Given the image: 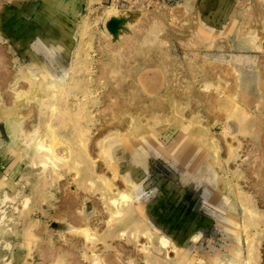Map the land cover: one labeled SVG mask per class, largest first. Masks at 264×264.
I'll list each match as a JSON object with an SVG mask.
<instances>
[{"label": "bare ground", "instance_id": "bare-ground-1", "mask_svg": "<svg viewBox=\"0 0 264 264\" xmlns=\"http://www.w3.org/2000/svg\"><path fill=\"white\" fill-rule=\"evenodd\" d=\"M194 1L187 0L188 9ZM224 2L225 13L213 18L200 20L196 7L187 15L181 12L182 18L174 13L164 35L167 44L161 42L167 26L163 16L144 7L103 3L95 17L108 26L109 38L121 42L120 48H98L111 60L98 59L93 72L74 68L72 61L52 64L57 54L73 53L62 46L67 37L57 28L43 32L39 26L35 31L28 19L22 26L9 25V47L0 45V137L8 152V178L0 197L8 206L0 209V221L5 218L11 228L17 225L27 232L38 216H45L47 209L52 212L62 187L61 204L70 209L53 210L41 228L44 236L61 228L72 247L45 248L35 255L42 258L41 264H86L85 259L88 264H131L136 254L111 241L124 236L136 243L142 235L148 239L138 250L151 262L169 264L164 255L171 244V264H197L188 249L167 234L159 235L150 215L144 216L138 196L143 183L135 182L141 180L137 173L144 176L152 149H165L182 167L195 163L203 172L213 169L231 188L224 186L226 195L232 190L233 200L220 198L224 188L217 189V207L230 201L228 211L235 215L230 213L229 222L221 216L219 221L232 243L210 264H264V0H251L238 13L231 0ZM31 6L35 9L34 1ZM21 14L22 9L15 19H22ZM36 14L34 22L41 21ZM51 17L56 21L51 15L48 22ZM40 50L48 51L51 62L38 57ZM122 158L132 173L121 189L114 177L123 168ZM235 161L236 167H230ZM240 178L256 193L240 185ZM91 193L99 194L107 214L101 233L97 225L104 215L86 206ZM12 245L8 242L9 248ZM15 250L12 247L10 257H4V264H40L24 259L28 250Z\"/></svg>", "mask_w": 264, "mask_h": 264}, {"label": "rangeland", "instance_id": "rangeland-1", "mask_svg": "<svg viewBox=\"0 0 264 264\" xmlns=\"http://www.w3.org/2000/svg\"><path fill=\"white\" fill-rule=\"evenodd\" d=\"M33 1L35 2V9L31 6ZM42 1L36 2L35 0H0V45L9 47V44L11 42V39L8 38V35L11 32L9 31V25H11L12 27L13 25L22 26V24L25 23L24 21L28 19V24L35 31L40 30L39 26L42 28L43 32L47 29L57 28L58 31L62 32L63 37H67L63 40L62 46L65 48V50H67V52L69 50H73V53H71V55L57 54L56 56L58 58L55 57L57 59L54 58L55 60L52 64L63 62L64 64L70 65L69 63L72 61V63H74L73 65H75L73 66L74 68L77 66V68L81 70L86 69L93 72V70L96 69V63L98 59L104 62H109L111 60V58L107 56V52L102 53L98 50L99 47H103V50L105 51L109 50L110 48H120L118 44L121 41H118L117 37L109 38L108 33L110 32V30L108 26L105 25L102 18L95 17V15L98 14L99 7L101 5H104L103 3H107L104 2L106 0H97L93 3L89 0H49L51 1L50 4L45 3L48 2L47 0H44V2ZM156 1L157 2L154 3L153 7H144V10H153V15H161L164 17V20L166 19L167 26L163 30V35H161V38H163V41L161 42H165V44H167L169 40L164 38V35L169 30V28L172 27L170 22L172 21L171 17L174 13L176 14V17L177 14H180L181 12L182 14L187 15L189 11L192 13L194 11V7H196L195 16L198 15L197 18L202 19V17L204 18L205 16H210V18H213L218 14L223 15V13H225L224 10H226L227 8V2H224L225 0H195L191 4V9L187 8V0ZM250 1L251 0H231V2L235 4L233 10L236 11L237 9V11L234 12L238 13V11L241 10V5L244 6L245 4H247V6H249L248 4H250ZM203 2L204 5L200 6L199 10V8H197V5H200ZM43 4L45 5L41 6ZM20 9L24 11V14H21V18L24 20L15 19L16 16L19 15ZM197 9L199 11H197ZM243 9L245 8L243 7ZM35 11L41 15V21L34 22V20L36 21L35 18L37 17ZM51 15H55L56 21H53L52 17L49 22L47 21V18L49 20ZM183 16H181V14L178 15L179 18H182ZM184 21L185 20H182L181 23H183ZM216 23L219 28L222 27L219 20H217ZM157 39L158 38H155L154 43H156V41H159V39ZM231 39L232 38H226L223 40ZM176 43H178V41H176ZM26 45H28L29 47V45H31V41L26 42ZM78 47H80L81 51H79L80 49H78ZM176 52L182 54L183 50L182 48L177 47ZM8 54H10L9 56H11L10 51H8ZM37 54L39 55L38 57L45 58L48 62H51L52 60V58L49 57L50 55L48 51L45 52L43 50H40L37 52ZM26 56L27 62L29 63L30 56L29 54ZM69 72L72 73V69H70ZM251 147L252 146L250 145L249 148ZM6 151L7 149L5 141L2 136L0 137V197L2 198L4 197V188L1 186H4L6 184V178H8L6 176L7 167L5 165L7 156L6 154H8V152ZM97 151V149L93 151L95 156H97ZM144 157L146 156H141V158L143 159ZM174 158L175 155L173 157L171 153H166L165 149H160V152H156V150L154 149L149 150V152L147 153V161H149V165H147L146 167L144 176L142 177L140 173H137V171L135 172L139 174L138 177H141V180H139L140 178L137 179L138 181H136L135 184L142 185L143 183L142 188L140 187L141 189L138 190V196L140 197L143 206H145L144 216L145 213L146 215H150V218L155 223L154 226H156V230L159 231V235H163V233L167 234L168 238H171L170 240H172V242H178L177 244L179 245V247L183 246L188 249L190 253L193 254V257L194 259H196L197 264H203L204 262L210 264V261L212 259L226 253V247L232 243L230 234L228 233L226 228H224V225L222 228L219 221L220 216L224 218L225 222L230 221V213H232L231 211L230 213L228 211L230 201L228 199L226 200L227 202L224 201V206L222 207V209H219L217 207V203L219 197H223V199L224 197L225 199H231L233 195L230 196L229 194H232L233 192L231 190L232 193L229 192L227 193L228 195L225 194L224 181H222V177L220 175H216L215 172H213V169L209 170L206 173L203 172V167H198L195 169V163L184 164L185 167H182L179 161L177 162V160H173ZM120 163V167L123 168L119 169L114 177V180L122 189L125 187L126 183L129 182L128 178L130 177L129 175L131 170L125 167L126 163L124 162V158L120 159ZM100 164L101 166L105 167L102 162H100ZM235 164L236 161L234 163H231L230 167L235 168ZM99 171H101L100 167ZM112 173L113 172L110 170L107 171V174L110 178H113L112 176H114ZM226 178L227 176H225L224 179L227 180L226 182L231 181H228L229 178ZM239 182L240 185L242 184L245 189L256 193L255 188L252 187V184H250L247 179L240 178ZM223 188V195L225 194V196H223L222 194L221 196H219L217 193V189L223 190ZM228 188L229 187L226 188L227 191L231 189ZM62 190L63 187L60 188V196L59 199H57L56 205L52 207L53 210H70L67 206L61 204V196L63 195ZM81 194V196L84 195L83 192ZM88 196L90 198L87 199L86 206H93V210H95L96 213L99 210L101 215H104L101 217L99 216L100 220L97 225L99 232L101 233L107 225V214L102 208L103 204L99 198L98 193H91L88 194ZM1 202L2 201L0 200V209L8 206L6 205V202L2 204ZM50 211V209H47L44 212V215L47 217L38 216L32 223L30 230L24 233L21 232L20 227L17 225L11 228L12 223H10L9 221H5V218H2V220L0 221V264H4L2 260L5 256L10 257V250L12 249V247L13 249H17L15 251L24 249L25 252L28 250V253H23L24 259L32 258L31 261L34 260L35 263L40 264L43 263L39 262L42 260V258L39 259L38 256L35 255L44 251L45 248L49 249L58 247L57 249H59L63 246V248L68 246L72 247L68 244V240L66 239L67 233H64L61 228H57L56 231H50V229H52L53 227L51 226L48 228V230L50 231V233L48 231L49 235L44 236L45 231L42 230L41 227L43 224H45L48 218L50 220V214H52V212ZM227 212L230 215H227ZM232 215L235 214L232 213ZM1 216L2 215L0 212V218ZM144 223L146 222L144 221ZM41 230V233L36 234V232H40ZM31 237L32 240L29 239ZM75 238L79 239L80 243L83 242L79 236H75ZM123 238H120L118 240L116 239L111 242L113 244L121 243L127 251H132L131 253L136 254L134 256L137 257L134 261L130 262L131 264H155L151 262L150 259L144 258L142 256L143 252L141 250H138L139 248H141V245L147 241L148 238H146V235L140 236L139 241L136 243H134V241H126ZM50 240L52 241L51 243ZM8 242L13 243L10 248L8 247ZM170 245L168 244V253L164 255L169 264L172 263L169 259L175 255V252L174 250H172ZM79 247L80 246L74 248L78 256L81 254V248ZM260 248L262 256L261 263H263L264 240L261 242ZM151 252L154 251L151 250ZM20 254V252L17 253V255ZM112 254L113 253H110L111 257H109V259L114 258ZM15 259L18 258L16 257ZM22 259L23 258L21 257L20 260ZM82 259L84 258L82 257ZM83 261L86 264L89 263L88 259H85ZM122 264H129V262H122Z\"/></svg>", "mask_w": 264, "mask_h": 264}, {"label": "built area", "instance_id": "built-area-1", "mask_svg": "<svg viewBox=\"0 0 264 264\" xmlns=\"http://www.w3.org/2000/svg\"><path fill=\"white\" fill-rule=\"evenodd\" d=\"M105 2L132 6V7H153L156 0H106Z\"/></svg>", "mask_w": 264, "mask_h": 264}]
</instances>
